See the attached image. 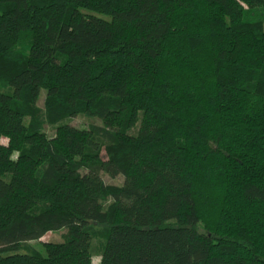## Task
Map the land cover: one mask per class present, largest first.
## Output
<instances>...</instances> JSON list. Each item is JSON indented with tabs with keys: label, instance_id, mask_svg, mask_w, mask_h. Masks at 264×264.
Masks as SVG:
<instances>
[{
	"label": "trees",
	"instance_id": "1",
	"mask_svg": "<svg viewBox=\"0 0 264 264\" xmlns=\"http://www.w3.org/2000/svg\"><path fill=\"white\" fill-rule=\"evenodd\" d=\"M263 24L264 0H0V264H93L92 224L98 264H264Z\"/></svg>",
	"mask_w": 264,
	"mask_h": 264
},
{
	"label": "rangeland",
	"instance_id": "2",
	"mask_svg": "<svg viewBox=\"0 0 264 264\" xmlns=\"http://www.w3.org/2000/svg\"><path fill=\"white\" fill-rule=\"evenodd\" d=\"M263 31H264V24H263ZM45 99V91H41L39 94V98L36 104L37 109H43V102ZM69 124L73 127H76L78 129L86 130L91 125H100V122L97 121L94 118H91L85 114H81L73 119H70ZM43 132L45 135L49 138L54 137L55 135V128L48 125L46 122L42 125ZM7 140L5 138H0V144H6ZM102 158H105L104 152L101 153ZM103 181L107 185H113V186H119L122 183V178L117 177L114 179H111L109 177H103ZM94 226L96 234L93 236L91 240V248H92V263L98 264L100 260V252L102 249V246L104 245V238L102 234V226L92 224ZM198 232L203 233L202 228H197ZM66 237V231L60 230L58 232L48 233L46 234L40 241L36 242H30L28 243V249H32L33 251H36L40 255H45L44 251V245L47 243H61L64 241ZM19 255H27L29 254V251L27 249L22 250L18 253Z\"/></svg>",
	"mask_w": 264,
	"mask_h": 264
}]
</instances>
